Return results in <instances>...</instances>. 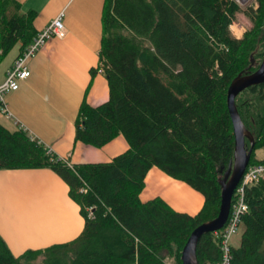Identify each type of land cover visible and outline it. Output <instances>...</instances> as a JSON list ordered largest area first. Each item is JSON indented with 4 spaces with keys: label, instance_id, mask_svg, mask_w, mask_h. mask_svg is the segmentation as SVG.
<instances>
[{
    "label": "trees",
    "instance_id": "trees-1",
    "mask_svg": "<svg viewBox=\"0 0 264 264\" xmlns=\"http://www.w3.org/2000/svg\"><path fill=\"white\" fill-rule=\"evenodd\" d=\"M103 2L98 55L109 99L97 108L83 102L74 134L95 148L122 136L128 149L108 164L68 166L25 130L0 126V170L50 169L69 187L84 221L72 242L20 257L0 236V264H167L166 258L181 264L190 233L219 213L218 180L235 146L227 88L262 62L264 0L246 11L251 28L239 40L230 33L241 13L234 0ZM35 15L0 0V65L15 47L22 55L36 38ZM234 102L254 140L248 166L262 164L255 151L264 152V84ZM152 167L202 195L200 211L188 216L160 198L142 202L138 195ZM244 193L249 210L231 264H264V181ZM235 200L233 191L230 207ZM196 247L199 264L220 260L213 233L203 234Z\"/></svg>",
    "mask_w": 264,
    "mask_h": 264
},
{
    "label": "crops",
    "instance_id": "crops-1",
    "mask_svg": "<svg viewBox=\"0 0 264 264\" xmlns=\"http://www.w3.org/2000/svg\"><path fill=\"white\" fill-rule=\"evenodd\" d=\"M13 1L23 13H36L33 29L37 33L61 14L66 34L63 39L47 41L29 60L30 77L19 83L17 92L4 97L8 116L0 114V126L25 130L68 166L108 164L128 149L122 136L95 148L76 141L74 134L79 106L85 102L97 108L109 99L98 55L103 0ZM233 36L240 39L241 34ZM18 55L17 46L4 58L0 82ZM148 171L138 195L142 202L160 198L169 208L188 216L200 211L202 195L155 167ZM68 196L69 187L50 169L0 170V236L12 255L46 250L80 235L84 222L80 207Z\"/></svg>",
    "mask_w": 264,
    "mask_h": 264
},
{
    "label": "water",
    "instance_id": "water-1",
    "mask_svg": "<svg viewBox=\"0 0 264 264\" xmlns=\"http://www.w3.org/2000/svg\"><path fill=\"white\" fill-rule=\"evenodd\" d=\"M240 6H244L250 0H234ZM261 64L255 73L249 75H241L235 77L230 86L227 88V108L228 115H230L232 120V128L234 131V151L233 160L228 164L226 172L223 173L222 178H220V197L221 201L219 204V213L215 219L205 222L198 226L194 231L190 233L189 239L186 244L183 245V249L180 253L179 261L181 264H199L196 260V244H198L200 237L205 233H212L223 228L227 221V217L230 213V203L233 196V191H235L238 184H240V179L250 162L251 151L254 148L253 136L250 132L243 126L240 116L237 114L236 105L234 100L243 93L244 91L250 89L251 87L262 86L264 84V55L261 59ZM252 62V60H251ZM254 65L252 62L251 66ZM244 140H248L249 147L245 144Z\"/></svg>",
    "mask_w": 264,
    "mask_h": 264
},
{
    "label": "built area",
    "instance_id": "built-area-1",
    "mask_svg": "<svg viewBox=\"0 0 264 264\" xmlns=\"http://www.w3.org/2000/svg\"><path fill=\"white\" fill-rule=\"evenodd\" d=\"M61 14L50 23V25L40 33L37 34L36 38L31 42V45L24 51L22 55L17 57L10 72L7 74L6 79L0 82V114L8 116L6 110L5 95L13 92H17L19 89V83L26 81L30 77V71H28V62L33 56L44 47L47 41L52 39H63L66 31L63 28ZM46 149L47 154H51V150ZM240 184L236 187L235 203L230 208L229 216L223 228L213 233L214 241L219 246L220 256L217 264H231V246L232 238L237 234V230L241 227L242 216L248 212V206L245 201V193L249 187L264 181V163L247 166L243 177L240 179ZM82 193L85 190H81Z\"/></svg>",
    "mask_w": 264,
    "mask_h": 264
},
{
    "label": "rangeland",
    "instance_id": "rangeland-1",
    "mask_svg": "<svg viewBox=\"0 0 264 264\" xmlns=\"http://www.w3.org/2000/svg\"><path fill=\"white\" fill-rule=\"evenodd\" d=\"M255 3L254 0H250L247 2V4H245L244 6H241L240 10L241 13L239 15H237L236 20L233 21V24L230 28V33L231 36L233 38H235L233 36V34H235L236 36H239L241 34L240 39L242 38V35L245 34L250 28H251V24L249 23V19L245 16V13L247 10H250V8H255ZM233 31V33L231 32ZM256 158H262L264 157V152L262 150H256ZM243 227L241 226L239 228V230H237V234L232 238L231 240V246L233 247H238V244L241 241V236H242V231H243ZM164 262H166L167 264H176V261H174L173 258H166L164 259Z\"/></svg>",
    "mask_w": 264,
    "mask_h": 264
}]
</instances>
